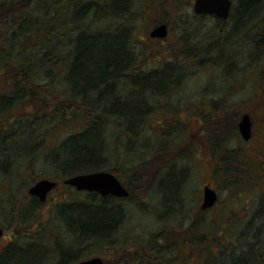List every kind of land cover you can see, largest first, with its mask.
Returning <instances> with one entry per match:
<instances>
[{
	"label": "rangeland",
	"instance_id": "374dc122",
	"mask_svg": "<svg viewBox=\"0 0 264 264\" xmlns=\"http://www.w3.org/2000/svg\"><path fill=\"white\" fill-rule=\"evenodd\" d=\"M49 1L55 6L60 0ZM86 1L92 0H82ZM37 2L30 7L44 11L43 1ZM243 3L232 0L225 22L177 12L191 8L189 0H136L125 13L107 9L98 20L88 17L96 22L95 30L102 27V20H106V29L128 30L135 61L132 73L150 71L157 76L161 74L157 71L165 70L170 76L169 88L163 92L145 89L137 93L130 82L120 85V101L130 100L141 110L133 122L92 108L91 119L100 121L96 131L103 163L118 171L130 197L121 198L123 214L111 241L81 244L85 251L80 257L100 256L106 264H221L230 261L234 248V255L245 251L260 228L264 231L263 212L258 209L264 192V148L259 145L264 142V65H260L264 18L242 12ZM239 14L243 23L236 25ZM157 20L169 22L175 40L146 38ZM10 26L4 24V29ZM0 71V93H8V79L14 75ZM58 79L55 85L60 90L46 92L44 101L15 103L8 112L0 111V127L6 129L11 120L23 116L24 124L17 125V131L25 137L21 146L25 154L19 157H8L0 145V226L4 229L0 252L12 241L42 240L51 255L49 264H56L58 246L69 249L75 243L73 233L57 219L55 205L80 200L88 192L61 183L67 175L58 167V146L84 129L85 121L64 108L65 87ZM243 112L253 119L251 141L235 132ZM118 130L120 136L111 140ZM10 146L14 154L16 142ZM170 168L171 180L181 182L176 189L166 180ZM41 178L60 183L45 202L31 208L27 189ZM206 184L218 191V199L202 210Z\"/></svg>",
	"mask_w": 264,
	"mask_h": 264
},
{
	"label": "trees",
	"instance_id": "16d2710c",
	"mask_svg": "<svg viewBox=\"0 0 264 264\" xmlns=\"http://www.w3.org/2000/svg\"><path fill=\"white\" fill-rule=\"evenodd\" d=\"M37 1L0 2V44H3L0 47V69H6L8 73L14 75L13 78L8 79L9 92L0 93V111L8 112L16 105L15 103L36 99L44 101L47 98L46 92L53 94L54 90H60L55 85L60 76V81L63 80L65 87L64 108L75 118L81 117L85 121L84 129L67 136L58 146L57 150H61L58 166L60 173L69 177L79 173L108 170L122 182L115 168L105 167V158L100 148V134L96 131L100 121L91 119L95 112L92 108L106 111L107 115H115L117 118L132 119L133 122L141 110L137 103L127 99L120 101L118 94L120 85L127 86L130 82L137 89V93L145 89L150 90L151 93L163 92L169 88L167 81L170 75H167L165 70L157 71L161 73L157 76L150 71L132 73L135 69L132 66H135V61L131 54L128 30L118 26L106 29V20H102L100 24L102 27L95 30L96 22L89 20L88 17L98 20L97 16L107 9L113 13H125L133 7L136 0L86 2L57 0L55 6L49 0H42L41 6L44 11H40L35 5L30 7L31 4L38 3ZM241 4L242 1L240 6ZM239 11L240 14L244 11L247 15H253L251 18L254 19H258L259 15L260 18H264V0H244L243 10ZM91 12L93 14H90ZM4 14H6L5 21H2ZM240 14L236 25L243 23ZM4 24L11 26L4 29ZM2 34L5 36L2 37ZM263 56L264 54L261 55ZM260 65H264V60ZM257 69L260 77L259 67ZM43 75L45 77H41ZM259 77L257 81L260 84ZM128 88L131 91L132 88ZM82 111L84 115L81 116ZM23 121V116H19L9 122L7 129L0 127V145L2 150L4 149L3 153L6 152L8 157L11 154L15 157L25 154L21 147L25 143V137L20 133L21 130L17 131L19 128L17 125L24 124ZM234 126L237 130V124ZM114 135L111 140L120 136L119 130ZM13 141L16 142L14 154L11 153L10 146ZM172 170L173 168L169 169L170 176L166 180L172 187L177 188L181 182L171 180L174 178L171 176ZM122 184L128 189L129 198V187L124 182ZM30 198L31 208L40 204L36 197L30 196ZM121 200L123 199L112 195L103 196L97 192H87L80 200L57 203L55 215L59 222H63L64 226L73 233L75 243L73 242L74 245L69 249L63 248V245L58 246L57 254L54 256L56 264H74L83 260L80 255L85 250L81 244L95 246L109 243L121 221L119 216L123 209ZM258 209L264 216V192L260 197ZM210 223L214 225L213 221ZM245 236L241 234L240 237L247 243ZM254 236L256 238L253 237L245 251L242 250L240 254L234 255L236 250L234 248L233 252L229 253L230 261H221V264H264V240L263 242L258 240V236L264 238V231L262 232L260 228ZM41 241L33 240L24 244L12 241L0 252V264L51 263L49 250ZM219 253L221 255V252Z\"/></svg>",
	"mask_w": 264,
	"mask_h": 264
},
{
	"label": "water",
	"instance_id": "95a60500",
	"mask_svg": "<svg viewBox=\"0 0 264 264\" xmlns=\"http://www.w3.org/2000/svg\"><path fill=\"white\" fill-rule=\"evenodd\" d=\"M231 7V0H195L194 10L197 13L215 14L220 18H227ZM166 26L164 24L155 27L151 36H165ZM238 130L243 140H249L252 136V120L248 113L242 114L238 122ZM64 184L75 187L78 191L97 192L100 195H113L115 197H128V189L121 183L117 176L107 170H98L88 173H79L63 180ZM56 180L41 178L35 181L27 189V194L36 197L40 202L47 199L48 193L57 186ZM201 209H206L215 204L218 193L209 184L203 186ZM4 230L0 227V237ZM75 264H106L102 257L93 256L80 260Z\"/></svg>",
	"mask_w": 264,
	"mask_h": 264
},
{
	"label": "flooded vegetation",
	"instance_id": "af4514ba",
	"mask_svg": "<svg viewBox=\"0 0 264 264\" xmlns=\"http://www.w3.org/2000/svg\"><path fill=\"white\" fill-rule=\"evenodd\" d=\"M194 1L195 0H189V5L191 6V8H189V9H187V10H178L177 12H180V13H186V14H184V16H188V17H195L196 19H202V18H204L205 16H212V18H214V19H216L218 22H225V20L228 18H225V19H223V18H220V17H218V16H216L215 14H205V13H197V12H195V10H194V8H193V6H194ZM231 8H232V0H231V7H230V11H229V15H230V13H231ZM182 15V14H181ZM228 15V16H229ZM162 24H164L165 26H166V34H165V36H158V35H156V36H151L150 35V32L155 28V27H157V26H159V25H162ZM168 37H171L172 39H174V37H175V35L173 34V33H171V29H170V25H169V22L168 21H163V20H157L156 21V23H154L152 26H151V28H150V30L148 31V35L146 36V38L147 39H150V41H162V40H165V39H167ZM175 40V39H174ZM187 44V43H186ZM243 113H248V112H243ZM250 114V113H249ZM250 116H251V114H250ZM251 120H252V136H251V138L248 140V141H251L252 140V138H253V119H252V116H251ZM239 121V120H238ZM237 124V134L239 135V137H240V134H239V131H238V122L236 123ZM258 141V140H257ZM259 145L262 147V148H264V142L262 141V142H260L259 143ZM65 178H67V177H65ZM64 178V179H65ZM64 179H62V184H64L63 183V180ZM56 180V179H55ZM57 182H58V184H57V186L59 185V183H60V181L59 180H56ZM64 185H67V184H64ZM56 186V187H57ZM67 186H69V185H67ZM55 187V188H56ZM54 190V189H53ZM218 192V191H217ZM205 210H207V209H205Z\"/></svg>",
	"mask_w": 264,
	"mask_h": 264
}]
</instances>
